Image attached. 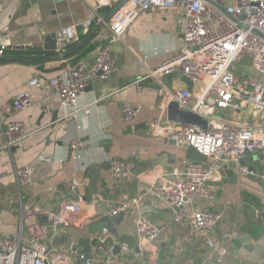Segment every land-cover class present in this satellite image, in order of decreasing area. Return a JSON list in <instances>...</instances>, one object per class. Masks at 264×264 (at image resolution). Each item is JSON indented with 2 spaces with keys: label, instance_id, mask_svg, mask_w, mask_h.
I'll return each mask as SVG.
<instances>
[{
  "label": "crops",
  "instance_id": "obj_1",
  "mask_svg": "<svg viewBox=\"0 0 264 264\" xmlns=\"http://www.w3.org/2000/svg\"><path fill=\"white\" fill-rule=\"evenodd\" d=\"M108 1L112 7L120 0ZM97 3L98 0H0V49L43 50L46 35L58 34L69 25L76 27L80 38L84 37L80 26L94 9L97 12L102 8ZM107 11L104 9L98 16ZM180 14L177 8L140 12L115 42L104 28L97 32L89 41L93 48L79 56L76 63H83L86 69L91 67L95 49L102 42L109 44L113 70L106 80L95 77L90 81L78 103L96 100V104L89 114L76 118L62 116L56 94L47 88H30L33 104L23 112L17 113L12 107V99L28 89L26 82L33 73L52 76L61 70L62 60L73 62L63 56L54 59L56 53L45 50L49 53L47 59L40 60L0 54L1 127L17 117L27 132L22 147L11 146L9 150L2 148L0 136V173L8 174L0 179V237L4 233L25 234L29 221L21 220L25 207L38 204L56 211L70 195L66 183L74 178L84 181L75 189V196L84 204L83 226L48 229L53 249L67 253L72 264H205L209 251L202 241L149 193L151 184L170 169L174 157H185L182 148L146 127L148 120L166 117L169 92L185 87L178 78H169L171 87L167 88L152 76L181 42V30L176 24ZM37 61L41 64H35ZM132 106L141 109L133 119L124 121L121 110ZM78 135L85 140V147L81 157L73 159L68 145ZM249 156V161L241 158L240 163L253 175L240 174V165L229 160H206L215 165L218 174L208 181L215 198L205 206L221 216L212 232L213 240L219 245L226 233L233 235L224 264H264V151ZM112 158L124 160L132 175L113 180L107 168ZM21 165L32 170L29 182L19 183L11 174ZM138 197L136 206L117 214L118 222L105 228L108 236L99 242L103 228L100 218L114 216L109 213L112 207ZM137 216L160 227L157 238L145 248L135 241ZM111 228L116 236L108 231ZM115 241L127 243L128 250L114 254ZM80 254L84 257L81 260ZM105 254L111 255L109 261H105Z\"/></svg>",
  "mask_w": 264,
  "mask_h": 264
},
{
  "label": "built area",
  "instance_id": "obj_2",
  "mask_svg": "<svg viewBox=\"0 0 264 264\" xmlns=\"http://www.w3.org/2000/svg\"><path fill=\"white\" fill-rule=\"evenodd\" d=\"M97 6L108 9L111 5L108 0H98ZM151 8L180 10L176 24L181 30V42L160 66L178 71L193 83L191 91L182 87L169 92L166 105L170 101L176 102L178 108L206 119V126L181 124L166 117L146 122L149 131L176 147L189 145L205 159L197 162L174 157L170 169L151 184L149 193L172 210L175 220L184 221L192 236L202 241L209 251L205 264H224L233 235L226 233L219 245L213 240L212 232L221 216L205 206L215 198L208 181L218 174L215 165L206 160L222 158L238 164L244 156L264 151V0H128L103 28L111 41H118L139 13ZM100 20L94 9L80 26L82 34L87 35ZM79 38L74 25L62 28L57 37L56 54L62 56L64 48ZM112 70L109 44L101 42L95 49L94 63L88 69L83 63L62 60L61 70L52 76L33 73L26 82L28 89L18 92L12 99V107L17 113L23 112L33 104L29 89L47 88L56 94L63 117L89 114L96 100L79 104L78 97L93 78L106 80ZM140 109V106L123 108V120L130 121ZM217 110H222L224 115H216ZM0 136L2 148H21L27 136L24 122L16 117L2 127L0 124ZM84 147L82 135L72 139L68 145L72 158H80ZM107 164L113 180L132 175L124 160L112 158ZM238 170L240 174L253 175L245 166ZM31 172V168L21 165L11 174L19 183H25L30 181ZM6 176L8 174L0 173V179ZM83 184V180L70 179L66 183L70 195L60 202L56 211L45 210L38 204L23 208L21 220H29L25 234L4 233L0 237V264H72L67 253L53 249L48 240V229L83 226V200L75 196V189ZM139 200L140 197L131 202H120L109 213L117 215L136 206ZM40 214L47 216V224L37 220ZM159 232L160 227L146 217H136L135 241L138 246L145 248ZM101 234L99 242L102 243L108 232L103 229ZM114 243L119 245V250H128L127 243ZM97 248L102 251V246ZM78 258L84 257L80 254ZM104 258L109 261L111 255L105 254Z\"/></svg>",
  "mask_w": 264,
  "mask_h": 264
},
{
  "label": "water",
  "instance_id": "obj_3",
  "mask_svg": "<svg viewBox=\"0 0 264 264\" xmlns=\"http://www.w3.org/2000/svg\"><path fill=\"white\" fill-rule=\"evenodd\" d=\"M128 0H120L117 4L114 6L108 8V11L105 12L104 16L101 17V20L96 23L94 30L85 38L83 39L73 50H71L69 53H63V57L68 54H72L79 49H81L88 41L91 40L93 36L97 32H99L105 24L110 20V18L113 16V14ZM107 10V8H104ZM103 8H98L97 13H101ZM57 37L58 34L51 33L46 35L43 38V44L42 48L45 51H50V52H55L56 51V42H57ZM54 59L59 58L60 56L58 54L52 56ZM1 59V57H0ZM40 59H47V57H40V58H35V60H40ZM34 59L32 61H35ZM157 68H161V66H158ZM155 69L158 70V69ZM99 74V71L97 72ZM157 80L161 81L164 86L167 88H170L171 85L168 83L169 78H178L186 87L188 91H191L193 88V83L184 75H181L178 71H169L168 68H161L160 71H156L153 75ZM87 89V88H86ZM166 118L170 121L181 123V124H192V125H197L201 128H204L206 126V119L200 117L199 115L188 111V110H182L178 108L176 102L170 101L166 105ZM179 148H182L185 152V157L189 158L193 161L197 162H203L205 159L202 157L198 152H196L191 146L182 144L179 146ZM251 156L246 155L242 158V161L246 162L247 160L249 161ZM222 159V158H220ZM241 160H239L238 164L241 165ZM37 220L43 223L47 224V216L46 215H37ZM119 220V215H114L112 217L105 216L100 218V225L103 229L109 227L112 222H118ZM101 230V231H102ZM100 231V232H101ZM113 236H116V232L114 231L113 228L108 230ZM137 249V245L135 246ZM119 250V245L116 243L113 246V253L115 254Z\"/></svg>",
  "mask_w": 264,
  "mask_h": 264
},
{
  "label": "trees",
  "instance_id": "obj_4",
  "mask_svg": "<svg viewBox=\"0 0 264 264\" xmlns=\"http://www.w3.org/2000/svg\"><path fill=\"white\" fill-rule=\"evenodd\" d=\"M87 35L84 37H81L77 42L73 44H69L64 48L65 52H69L70 50L74 49L83 39H85ZM93 46L90 44L88 41L81 49L76 51L74 54H71L69 56H65V59H68L70 62L76 63V60L79 58V56L85 54L89 50H91ZM3 56L5 57H14L18 59H26V58H40V57H46L49 53L43 51L41 48H29L27 50H9V49H4L3 51ZM55 54L56 52H52ZM35 64H41L40 61L35 62ZM130 242L132 241L131 239L129 240Z\"/></svg>",
  "mask_w": 264,
  "mask_h": 264
},
{
  "label": "rangeland",
  "instance_id": "obj_5",
  "mask_svg": "<svg viewBox=\"0 0 264 264\" xmlns=\"http://www.w3.org/2000/svg\"><path fill=\"white\" fill-rule=\"evenodd\" d=\"M94 30V29H93ZM92 30V31H93ZM92 31H90L88 34H87V36L92 32ZM215 114L216 115H224V113H222V110H217L216 112H215ZM242 174V173H241ZM243 175H246V174H243Z\"/></svg>",
  "mask_w": 264,
  "mask_h": 264
}]
</instances>
